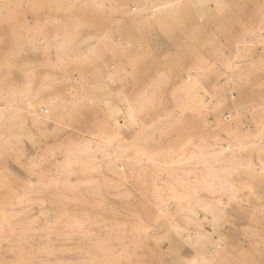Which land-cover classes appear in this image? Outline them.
<instances>
[{
	"label": "rangeland",
	"instance_id": "374dc122",
	"mask_svg": "<svg viewBox=\"0 0 264 264\" xmlns=\"http://www.w3.org/2000/svg\"><path fill=\"white\" fill-rule=\"evenodd\" d=\"M0 264H264V0H0Z\"/></svg>",
	"mask_w": 264,
	"mask_h": 264
}]
</instances>
